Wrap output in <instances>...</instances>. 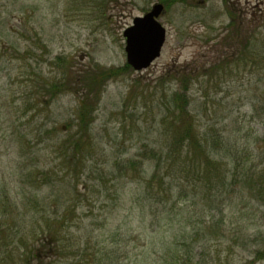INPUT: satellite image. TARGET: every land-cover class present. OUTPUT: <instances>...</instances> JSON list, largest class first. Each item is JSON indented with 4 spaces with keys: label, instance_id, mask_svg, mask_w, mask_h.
I'll return each instance as SVG.
<instances>
[{
    "label": "rangeland",
    "instance_id": "374dc122",
    "mask_svg": "<svg viewBox=\"0 0 264 264\" xmlns=\"http://www.w3.org/2000/svg\"><path fill=\"white\" fill-rule=\"evenodd\" d=\"M155 4L165 9L159 18L167 30L162 55L148 69L128 70L109 82L98 110L89 115L92 146L83 162L84 172L75 180L82 195L74 202L77 214L71 217L63 237L66 250L72 252L67 251L56 264H154L157 239H181L194 224L201 227L213 216L222 219L221 232L216 235H224L201 244L195 264H264V223L258 221L263 209L257 202L245 205L236 195H211L219 203L210 212L200 203L191 207V198L182 200L180 206L188 209L182 208L183 216L177 218L180 222L173 233L162 229L155 240L149 215H140L131 197L141 195L139 184L131 192L123 170L122 179L111 180L119 173L116 161L122 167L146 145L164 144L166 97L180 87L173 78L158 82L168 69L185 67L202 72L214 62H228L213 78L214 84L202 82L192 87L189 95L197 110L226 106L234 111L238 106L243 115L249 110L240 97L250 92L264 94V0H0V205L5 203V195L11 203L22 195L40 202L54 196L49 186L33 194L20 188V168L28 159L22 158L23 151H37L30 163L41 169L53 168L57 176L52 180L58 185L73 179L68 165L59 166L54 147L56 140H65L76 129L78 99L66 93L48 109L39 105L33 111H23L28 101H44L39 86L44 80H55V59L68 58L77 71L95 65L124 67L123 34ZM233 21L237 31L240 28L238 37L231 34ZM246 36H250L255 54L244 61L242 42ZM224 39H229L232 47L224 46ZM206 122L204 118L202 123ZM245 126L253 135L248 141L253 146L261 135L260 125L247 119ZM54 128H58L56 133L48 134ZM100 176L111 181L102 187ZM88 179L98 189L85 194L82 183ZM134 255H139L140 262ZM16 257L18 261V252Z\"/></svg>",
    "mask_w": 264,
    "mask_h": 264
},
{
    "label": "trees",
    "instance_id": "16d2710c",
    "mask_svg": "<svg viewBox=\"0 0 264 264\" xmlns=\"http://www.w3.org/2000/svg\"><path fill=\"white\" fill-rule=\"evenodd\" d=\"M228 1L225 0L226 3ZM231 26L234 29H231V34L236 33L238 37L240 28L237 31L234 21ZM245 38L241 55L244 61L255 54L251 52L254 46L251 45L250 36ZM223 41L224 46L232 47L229 39ZM69 61L63 57L55 59L53 65L58 73L55 80H44L39 86L44 101L36 99L34 104L28 101L24 104L25 110H22L27 113L39 108V105L48 109L54 100L66 93L74 94L78 99L79 122L76 129L71 130L65 140H56L54 147V154L60 158L59 166L66 168L68 165L67 171L75 179L73 181L69 178L67 182L58 185V182L52 180L53 175L57 176L53 168L41 169L37 164L30 163L36 158L37 151H23L22 158L28 159L23 160L25 162L20 168V188L28 189L33 194L49 186L54 196L43 198L40 202L21 194L20 199L11 203L8 195H5V203L0 205L4 210L0 211V264H56L67 251L72 252L66 250L63 237L71 217L77 214L74 202L82 195L77 187L78 181L75 180L82 176L83 162L89 156L87 150L92 146L89 123L92 118L89 115L98 110L108 83L124 76L128 70H133L126 64L121 68L95 65L77 71ZM226 64L228 62L220 60L202 72L188 71L185 67L165 71L158 82L164 84L173 78L179 82L180 87L170 92V98L166 97L164 144L146 145L136 157L128 158L127 164L122 167L119 166L120 161L114 163L119 173L112 175L111 180L118 177L122 179L124 171L128 176V184H131V192L139 184L137 191L141 195L136 197L128 193L136 200L140 215H149L151 233L155 235V240L162 229L173 233L176 223L180 222L177 218L183 216L182 208L188 209L180 206L181 201H190V198L194 202L190 204L191 207H198L200 203L209 208L210 212L216 210L219 203L213 196L232 198V195H236L245 205L257 202L263 209L258 221L264 223V94L250 92L240 97L242 105L249 110L243 115L238 106L234 111L226 106H218L211 111L204 107L197 110L189 95L195 84H214L213 78ZM204 118L206 123H202ZM247 119L256 121L261 128V135L254 140L253 146L248 143L253 135L245 126ZM57 130L54 128L48 134H55ZM89 180L82 183L85 194L98 189V185L89 183ZM111 180L104 181L100 176L98 184L103 187ZM27 185L30 187H25ZM117 191L114 192L116 197L119 196ZM115 207L117 209L118 205ZM221 221L213 216L208 224L204 223L201 227L194 224L196 227H192L190 233H183L181 239L175 236L167 242H158L157 239V246L153 248L155 254H152L155 256L154 264H195L196 249L224 235L215 233L221 232ZM215 227L218 231H215ZM9 247L15 249L9 250ZM204 247L207 248V245L204 244ZM134 257L136 262H140L139 255Z\"/></svg>",
    "mask_w": 264,
    "mask_h": 264
},
{
    "label": "water",
    "instance_id": "95a60500",
    "mask_svg": "<svg viewBox=\"0 0 264 264\" xmlns=\"http://www.w3.org/2000/svg\"><path fill=\"white\" fill-rule=\"evenodd\" d=\"M163 12V5H154L143 17L135 18L123 34L127 63L135 71L148 69L161 57L167 38L166 29L158 21Z\"/></svg>",
    "mask_w": 264,
    "mask_h": 264
}]
</instances>
